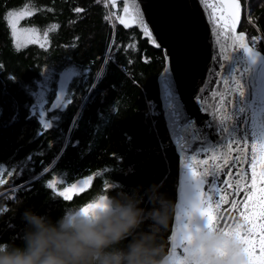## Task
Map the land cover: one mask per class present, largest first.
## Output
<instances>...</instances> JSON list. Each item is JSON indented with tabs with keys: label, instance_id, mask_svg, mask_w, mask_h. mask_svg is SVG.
Returning a JSON list of instances; mask_svg holds the SVG:
<instances>
[{
	"label": "trees",
	"instance_id": "16d2710c",
	"mask_svg": "<svg viewBox=\"0 0 264 264\" xmlns=\"http://www.w3.org/2000/svg\"><path fill=\"white\" fill-rule=\"evenodd\" d=\"M26 3L37 11L22 25L47 31L58 25L43 48L14 44L6 14ZM242 3L240 30L248 40L264 37V0ZM76 7L84 12H74ZM121 9V2L113 8L106 0H0V176L7 181L0 185V247L23 245L22 213L28 209L55 222L102 195L138 198L139 207L150 209L157 199L165 203L163 194L166 219L154 231L162 254L167 253L179 155L160 98L165 56L138 27L119 24L115 17ZM260 42L255 48L264 53ZM70 66L77 74L68 84L66 104L48 112L53 122L45 127L32 110L38 82L46 79L50 105L60 70ZM89 176L87 188L71 197L56 191ZM53 178L56 189L49 186ZM151 223L117 247L125 248Z\"/></svg>",
	"mask_w": 264,
	"mask_h": 264
},
{
	"label": "water",
	"instance_id": "95a60500",
	"mask_svg": "<svg viewBox=\"0 0 264 264\" xmlns=\"http://www.w3.org/2000/svg\"><path fill=\"white\" fill-rule=\"evenodd\" d=\"M138 3L156 43L161 46L158 49L165 56V67L158 77L160 98L179 155L177 200L166 253L170 260L171 237L179 228L177 210L192 191L189 185L195 183L185 163H195L192 157L202 160L213 153L222 156L228 152L230 142L248 141L251 145L264 138V53L250 44L251 50L241 47L225 36L202 0H138ZM229 90L230 104L221 106L218 101L208 99L213 91L227 95ZM197 170L203 172L205 168L199 165ZM202 178L207 181L204 185L207 192L214 183L219 185L224 176L220 174L215 182L212 176ZM218 199L213 194V202ZM236 199L242 200L243 193ZM229 208L230 204L221 207L219 214L223 219L218 227L224 228L227 221L229 225L246 228L239 213L228 211ZM240 208L243 210V205ZM177 255L184 257L182 248L177 249ZM215 264L233 262L221 258Z\"/></svg>",
	"mask_w": 264,
	"mask_h": 264
},
{
	"label": "snow or ice",
	"instance_id": "6c2138e0",
	"mask_svg": "<svg viewBox=\"0 0 264 264\" xmlns=\"http://www.w3.org/2000/svg\"><path fill=\"white\" fill-rule=\"evenodd\" d=\"M122 15H116V20L125 28L139 27L142 34L148 38L157 48L161 47L156 43L153 31L149 23L144 18V13L139 6L138 0H122ZM202 3L209 10L212 20L221 29L225 36H230L235 44L251 50L249 42L246 41V34L237 31L244 14L242 0H202ZM113 8L117 5V0H111ZM37 9L30 4H24L20 8L12 9L7 12L6 20L11 29L12 36L17 39L19 36L26 35L31 43H41L38 30L33 28L19 27L20 22L35 15ZM74 12L82 13L83 8L76 7ZM217 13H219L217 15ZM53 25L52 29L45 31L43 39L48 40L49 32L57 28ZM264 40V37L252 36L251 41ZM113 47H116L113 45ZM209 100L218 101L223 106L230 104V90L227 95L213 91L208 97ZM208 103V100H205ZM220 109L217 108V111ZM228 152L222 156L213 153L210 157L198 160L192 157L195 163H185L191 174L194 184L189 185L192 189L186 202L177 210L178 230H174L171 237L172 250L170 255L171 264H215V261L224 258L233 264H264V138L259 143L253 141L251 145L248 141L230 142ZM199 165H203L205 171H198ZM247 165V168L245 167ZM250 169V183H249ZM224 179L219 181V175ZM11 179V175L6 172L3 174ZM212 176L214 182L219 181V185H214L204 191L206 180L202 177ZM93 177L89 176L80 183L88 185ZM7 181L0 176V185ZM59 182L53 178L50 187L55 188ZM80 190L77 185L64 189L60 196H70L74 191ZM243 193V199H236ZM213 194L219 197L213 202ZM232 197L229 200V197ZM230 204L228 211H237L242 217L245 228L241 225L232 226L225 221L224 228H219L223 217L219 211L223 205ZM243 205V210L240 206ZM90 205L89 207H97ZM89 208H85L87 213ZM209 235L219 233L222 239L210 251L203 247L194 245L195 239L204 234ZM182 248L184 257L177 255V249Z\"/></svg>",
	"mask_w": 264,
	"mask_h": 264
},
{
	"label": "clouds",
	"instance_id": "9594fccd",
	"mask_svg": "<svg viewBox=\"0 0 264 264\" xmlns=\"http://www.w3.org/2000/svg\"><path fill=\"white\" fill-rule=\"evenodd\" d=\"M150 209L138 198L110 197L95 211L65 215L55 222L28 209L23 245L0 247V264H170L157 244L156 226L166 219L167 197L161 194ZM150 220L147 231L136 234L125 248L117 245ZM222 237L204 233L194 245L210 251Z\"/></svg>",
	"mask_w": 264,
	"mask_h": 264
},
{
	"label": "rangeland",
	"instance_id": "374dc122",
	"mask_svg": "<svg viewBox=\"0 0 264 264\" xmlns=\"http://www.w3.org/2000/svg\"><path fill=\"white\" fill-rule=\"evenodd\" d=\"M106 2H109V0H106ZM246 7H247L246 8V15H247V18L250 19V15L251 14H250V11H249L250 9H249V4L248 3H246ZM19 27L21 29H24V28H33L34 26H30V27L24 26V25H22V22H20ZM34 28L38 30L40 41H41V43H44V45H45L47 42L44 41L43 34L47 30H41L40 28H37V27H34ZM13 41H14V44L17 46V39L13 37ZM247 41L249 42V44L252 47L259 48L258 47L259 40H257L256 42H252L251 39L248 40V38H247ZM29 43H31V42H29V38L26 35L21 34L19 36V44H20L19 47L26 46ZM37 44H39V43H37ZM76 74H77V69L75 67H73V66H70V67H67V68H65L63 70H60V75H59L58 83H57V92H56L54 101L50 105L47 104L48 84L46 83V79H43V80L38 82L37 93H36V97H35L36 98V102H35L32 110L34 112L38 113V117L43 118L42 124L45 127L50 126L52 124V122H53V115H51L50 118H48V116H47L48 112H53L55 109L62 108V107L65 106L66 100H67L68 84H69L70 80L72 79V77H74V75H76ZM84 179H86V178L79 179V180L75 181L74 183L66 186L65 188H63L61 190L57 189L56 191L61 193L64 189H66L68 187H71L74 184L78 186V189H80V188L85 189V188H87V186L89 184L88 185L81 184L80 182L83 181ZM56 180L58 181V179H56ZM79 191L80 190L74 191L71 194V196L74 193L79 192ZM65 197H70V196H65ZM106 199H107V197L102 195V196L97 198L92 203H89V204H87V205H85V206H83L81 208L69 211L67 213V215H72V214H75L77 212H84L85 208H89L88 212L95 211V210H97L99 208L104 207ZM90 205H98V206L92 208V207H89Z\"/></svg>",
	"mask_w": 264,
	"mask_h": 264
},
{
	"label": "built area",
	"instance_id": "2783aa9c",
	"mask_svg": "<svg viewBox=\"0 0 264 264\" xmlns=\"http://www.w3.org/2000/svg\"><path fill=\"white\" fill-rule=\"evenodd\" d=\"M257 36H258V37H261V36H259V35H257ZM258 46H259V48H260V46H261V42H260V40H259V45H258Z\"/></svg>",
	"mask_w": 264,
	"mask_h": 264
},
{
	"label": "bare ground",
	"instance_id": "6f19581e",
	"mask_svg": "<svg viewBox=\"0 0 264 264\" xmlns=\"http://www.w3.org/2000/svg\"><path fill=\"white\" fill-rule=\"evenodd\" d=\"M253 48H255V47H253ZM256 49V48H255ZM258 50V49H257ZM42 120V119H41ZM43 121V120H42Z\"/></svg>",
	"mask_w": 264,
	"mask_h": 264
}]
</instances>
